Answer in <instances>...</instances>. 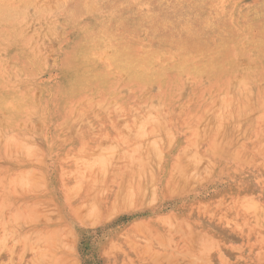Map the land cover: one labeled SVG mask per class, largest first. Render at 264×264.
Here are the masks:
<instances>
[{
	"label": "rangeland",
	"instance_id": "374dc122",
	"mask_svg": "<svg viewBox=\"0 0 264 264\" xmlns=\"http://www.w3.org/2000/svg\"><path fill=\"white\" fill-rule=\"evenodd\" d=\"M0 237V264H264V0H0Z\"/></svg>",
	"mask_w": 264,
	"mask_h": 264
},
{
	"label": "bare ground",
	"instance_id": "6f19581e",
	"mask_svg": "<svg viewBox=\"0 0 264 264\" xmlns=\"http://www.w3.org/2000/svg\"><path fill=\"white\" fill-rule=\"evenodd\" d=\"M133 116V115H132ZM135 119V118H134ZM135 120H137V119H135ZM136 124V123H135ZM238 128V127H237ZM197 138V137H196ZM22 144V143H21ZM25 144V143H24ZM25 146V145H24ZM156 153V152H155ZM153 154V153H152ZM186 163V162H185ZM190 165V164H189ZM185 168V167H184ZM64 169V168H63ZM65 170V169H64ZM63 170V171H64ZM83 173V172H82ZM81 173V174H82ZM66 174V173H65ZM64 175V174H63ZM76 176V175H75ZM23 177V176H22ZM77 177V176H76ZM144 179V178H143ZM98 180V179H97ZM79 181H77V183H78ZM96 183V182H95ZM62 186H64V185H62ZM66 186V185H65ZM69 187V186H68ZM80 187V186H79ZM75 188V187H74ZM131 188V187H130ZM145 188V187H144ZM151 188V187H150ZM70 189V188H69ZM72 191V190H71ZM96 191V190H95ZM67 192H69V191H67ZM99 194V193H98ZM73 197V196H72ZM75 197V196H74ZM125 197V196H124ZM94 198H95V196H94ZM72 199V198H71ZM90 199V198H89ZM80 203V202H79ZM84 204V203H83ZM79 205V204H78ZM246 212V211H245ZM10 215V214H9ZM16 217V216H15ZM245 217V216H244ZM17 219V218H16ZM33 220V219H32ZM4 223V222H3ZM5 224V223H4ZM2 226H3V224H2ZM3 232V231H2ZM10 233V232H9ZM52 233V232H51ZM2 234V233H1ZM5 235V234H4ZM9 236V235H8ZM47 237V236H46ZM1 238V237H0ZM20 239V238H19ZM51 239V238H50ZM24 241V240H23ZM50 241V240H49ZM6 245V244H5ZM62 246V245H61ZM57 247V246H56ZM4 248V247H3ZM8 249V248H7ZM2 251V250H1ZM8 252H9V250H8ZM40 252H43L42 250L40 251ZM46 252V251H45ZM11 253V252H10ZM44 253V252H43ZM4 254V253H3ZM37 254V253H36ZM50 255V254H49ZM2 256V255H1ZM38 256V255H37ZM12 257V256H11ZM17 257H19L18 255H17ZM16 260V259H15ZM5 262V261H4ZM12 262V261H11ZM36 262V261H35ZM21 263V262H20ZM19 263V264H20ZM4 264V263H3ZM6 264V263H5ZM25 264V263H24Z\"/></svg>",
	"mask_w": 264,
	"mask_h": 264
}]
</instances>
